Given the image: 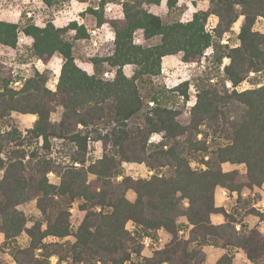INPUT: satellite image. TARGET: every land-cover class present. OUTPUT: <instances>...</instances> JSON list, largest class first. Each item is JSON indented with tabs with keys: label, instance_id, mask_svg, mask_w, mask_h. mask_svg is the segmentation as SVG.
Listing matches in <instances>:
<instances>
[{
	"label": "trees",
	"instance_id": "obj_1",
	"mask_svg": "<svg viewBox=\"0 0 264 264\" xmlns=\"http://www.w3.org/2000/svg\"><path fill=\"white\" fill-rule=\"evenodd\" d=\"M68 1L42 0L46 8ZM177 1L166 0L167 8ZM207 1L189 20L164 23L144 7L162 0H98L87 12L98 26H110L114 47L111 55L91 59L92 74L76 65L73 42L65 38L68 32L87 38L84 26L0 20L3 48L15 50L21 35L30 39L25 63L48 64L55 54L63 59L54 91L48 70L23 78L0 64V233L14 264H53L52 257L54 264H205L208 246L223 251L215 264H232L239 250L251 264H264V234L243 221L254 215L264 223V214L240 196L230 212L214 199L218 187L239 194L264 184V33L256 29L264 0ZM115 3L122 17L105 19L104 7ZM210 17L216 23L207 29ZM137 31L145 42H159L135 44ZM232 33L236 43L224 44ZM178 53L183 63L201 65L200 75L158 88L144 103L138 82L158 76L162 59ZM125 66L133 67L130 76ZM108 73L112 77L103 78ZM244 82L251 87L238 90ZM190 87L195 100L187 105ZM14 114L35 120L22 132ZM95 144L100 154L93 159ZM130 164L152 174L129 176ZM223 164L243 171H224ZM29 203L36 212L28 217L22 207ZM74 203L83 212L75 229ZM215 214L224 222L212 224ZM158 231L170 241L142 256L143 239H155ZM22 234L25 247L17 243Z\"/></svg>",
	"mask_w": 264,
	"mask_h": 264
},
{
	"label": "rangeland",
	"instance_id": "obj_2",
	"mask_svg": "<svg viewBox=\"0 0 264 264\" xmlns=\"http://www.w3.org/2000/svg\"><path fill=\"white\" fill-rule=\"evenodd\" d=\"M123 1V0H120ZM98 0H90L86 4H78L74 0H69L62 6L57 8H46L42 0H0V20L7 21L17 24L25 23L26 20L32 19V23L37 26H43L47 21H51L54 26L58 28L66 27L71 22H76L78 25L84 26L87 34L89 36L83 39H73L74 32H68L65 34V38L73 42V57L76 65L82 70L86 71L88 74L93 73V66L91 59L95 57H106L111 55L113 51V32L109 25L103 24L98 26L96 24L95 17L87 12L88 8H96ZM116 4V5H115ZM111 10H108V4L103 9L104 18L107 20H112L122 17L121 6L115 3ZM208 6L207 0H178L173 9H168L166 6V0H162L160 5H145V9L155 15H158L164 23H170L173 21L185 22L190 19L191 15L198 10H204ZM216 23L215 18L210 17L207 22V29H211ZM239 22H237L233 27V32L237 33ZM256 29L264 33V17L258 19L256 23ZM232 33L223 39L225 44L229 41L231 44H235V34ZM22 36V35H21ZM30 39L23 38L22 41L18 40V45L15 50L3 48L0 45V64L14 75H18L23 78H28L34 75L35 72H42L44 70L49 71V80L47 86L51 90H55L57 79L59 76V71L63 63V59L60 55L55 54L51 58L48 64H43L37 58H32L27 63L23 61L22 56L24 55L25 48L30 44ZM159 42V39H153L151 41L145 42L142 39L141 31H137L134 34V43L141 45H155ZM182 54L178 53L172 56H166L161 62L160 74L156 77L143 78L138 82L139 92L144 103L149 101L150 95L158 88H172L177 84L188 80L191 82L196 76L200 75L202 71L201 65L195 64H185L181 60ZM227 60H224V64ZM124 72L127 76H130L133 72L132 66H125ZM112 73L103 75V78L108 79L112 77ZM20 82H16L14 86H18ZM264 85V80L262 82ZM251 85L244 82L237 89L244 90L250 88ZM194 90L192 87L189 89L190 100L187 105H192L194 103ZM62 109L53 114L52 119L58 121L61 115ZM13 121L17 128L21 131H25L31 126L32 122L35 120L31 115H13ZM152 140H158L159 136H153ZM100 154L99 144H95L93 151L91 152V157L97 158ZM240 171H243L242 166H234ZM227 170V167H224ZM125 172L127 175L134 178L147 177L149 172L142 165L130 164L125 166ZM50 180L53 183H57V180L50 175ZM128 199H133V195L128 193ZM22 210L29 217L35 214V204L29 203L22 207ZM72 210V212H71ZM83 213L79 211L77 203H74L70 208V222L74 223L78 221ZM246 220V219H245ZM249 225L254 224V219L249 217L247 220ZM258 227H261L258 223ZM131 229V227H128ZM20 245L26 244L25 235H20L18 238ZM218 254L221 251L217 250ZM214 253V255L217 254ZM209 257V256H208ZM213 257L211 256L210 262H212ZM0 261L4 264H12L11 257L6 253V250L2 249V237L0 235ZM52 262V261H51ZM64 264V263H63ZM237 264H247L246 262L238 261Z\"/></svg>",
	"mask_w": 264,
	"mask_h": 264
},
{
	"label": "crops",
	"instance_id": "obj_3",
	"mask_svg": "<svg viewBox=\"0 0 264 264\" xmlns=\"http://www.w3.org/2000/svg\"><path fill=\"white\" fill-rule=\"evenodd\" d=\"M35 118V116H32ZM234 166L236 165H230V164H223L222 165V168L224 171H231L233 169H236V168H233ZM224 167H227V170L224 169ZM238 167V166H236ZM148 171V170H147ZM149 172V171H148ZM130 193V192H129ZM132 194V193H131ZM128 195V194H127ZM133 195V194H132ZM241 199H249L250 200V207H252L253 203L260 199V198H263L264 197V184L259 187V188H253V189H244L242 190L239 194L236 193V192H229L228 190L224 189V188H216L215 190V194H214V199H215V205L217 207H222L226 210V212H230L232 210V208L234 207V205L236 204V201L237 199L239 198ZM128 198V197H127ZM133 199H134V195H133ZM133 199H129V200H133ZM254 209V208H253ZM83 213V212H82ZM81 217V216H80ZM249 217H252L254 219V224L252 225H249L247 223V220ZM82 217L75 222L76 226H78V224L80 223ZM246 219V220H245ZM212 224H215V225H218V224H221L224 222V217L221 215V214H215V215H212L211 218H210ZM181 222H184V220H180ZM246 224H248L250 227H257L259 229L260 232H262L264 234V223L263 222H260L258 217L254 216V215H249L247 217L244 218L243 220ZM259 224L261 227H258L256 224ZM185 224V223H184ZM128 227H131V229H128ZM238 228V226H237ZM127 229L132 231L133 230V226L131 223H128L127 224ZM180 232H182V236H184L185 238H187V230L183 229L181 230ZM1 237H2V241H3V236L2 234L0 233ZM22 235H25V234H22ZM19 238V237H18ZM25 239H26V244H22V246L20 245V242L19 240L17 239V243L19 246L21 247H25L27 245V237L25 235ZM155 242H158V248H162L164 247L165 244H167L169 241H170V236L163 232V231H158L157 235H156V238L153 239ZM217 250L221 251V254L223 253L222 250L218 249V248H215V247H212V246H208V247H205L204 248V251L206 252L207 254V258H206V262L205 264H215L216 260L219 258V256L221 254H218ZM154 250L152 249H149V248H145L143 246V250H142V256L144 257H150L152 255V252ZM217 252L216 255H214V253ZM6 253H7V250H6ZM209 256V257H208ZM211 256L213 257V260L212 262H210V259H211ZM12 261V260H11ZM51 263H56V258L55 257H52L51 258ZM238 261H241V262H246L247 264H251L245 254L242 252V251H236L234 252V258H233V262L232 264H237ZM12 264L13 261H12Z\"/></svg>",
	"mask_w": 264,
	"mask_h": 264
},
{
	"label": "built area",
	"instance_id": "obj_4",
	"mask_svg": "<svg viewBox=\"0 0 264 264\" xmlns=\"http://www.w3.org/2000/svg\"><path fill=\"white\" fill-rule=\"evenodd\" d=\"M116 5V4H115ZM114 4H112V5H110L109 6V8H108V10H111L114 6H115ZM119 5V4H118ZM121 6V5H120ZM23 38H25V37H23V36H20L19 37V41H22L23 40ZM26 39V38H25ZM224 42V41H223ZM227 43V42H226ZM22 132H24V131H22ZM149 174L151 175L152 174V172H149ZM252 207L254 208V210L255 211H257L258 213H261V214H264V197L263 198H260V199H258V200H256L254 203H253V205H252ZM71 212H72V210H71ZM71 227L73 228V229H75L77 226H76V224H74V223H72L71 222ZM180 234H182V232H180ZM143 246L145 247V248H149V249H153V250H158V249H160V248H158L159 246H158V242H155L154 240H153V238H151V237H145L144 239H143Z\"/></svg>",
	"mask_w": 264,
	"mask_h": 264
}]
</instances>
